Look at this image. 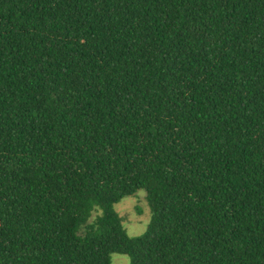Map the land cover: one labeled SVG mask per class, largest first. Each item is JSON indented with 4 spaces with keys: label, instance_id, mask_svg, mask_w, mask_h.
Wrapping results in <instances>:
<instances>
[{
    "label": "trees",
    "instance_id": "trees-1",
    "mask_svg": "<svg viewBox=\"0 0 264 264\" xmlns=\"http://www.w3.org/2000/svg\"><path fill=\"white\" fill-rule=\"evenodd\" d=\"M111 254L264 264V0H0V264Z\"/></svg>",
    "mask_w": 264,
    "mask_h": 264
},
{
    "label": "rangeland",
    "instance_id": "rangeland-1",
    "mask_svg": "<svg viewBox=\"0 0 264 264\" xmlns=\"http://www.w3.org/2000/svg\"><path fill=\"white\" fill-rule=\"evenodd\" d=\"M113 210L120 217L122 228L128 238L142 235L149 220V209L143 190L120 199L113 205ZM110 264H128V259L118 254H111Z\"/></svg>",
    "mask_w": 264,
    "mask_h": 264
}]
</instances>
